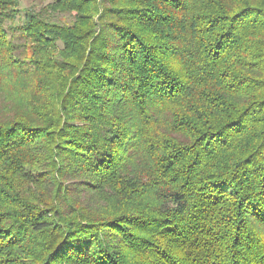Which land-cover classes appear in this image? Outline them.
<instances>
[{
	"label": "trees",
	"instance_id": "trees-1",
	"mask_svg": "<svg viewBox=\"0 0 264 264\" xmlns=\"http://www.w3.org/2000/svg\"><path fill=\"white\" fill-rule=\"evenodd\" d=\"M21 1L0 264H264V0Z\"/></svg>",
	"mask_w": 264,
	"mask_h": 264
},
{
	"label": "rangeland",
	"instance_id": "rangeland-1",
	"mask_svg": "<svg viewBox=\"0 0 264 264\" xmlns=\"http://www.w3.org/2000/svg\"><path fill=\"white\" fill-rule=\"evenodd\" d=\"M52 0H22L20 2V8L22 10L26 8H36L39 9L40 7L44 6L45 4L51 2ZM71 18L67 16L65 18L66 21H69Z\"/></svg>",
	"mask_w": 264,
	"mask_h": 264
}]
</instances>
